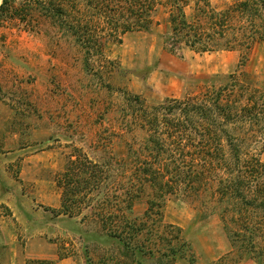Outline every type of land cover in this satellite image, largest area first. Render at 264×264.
<instances>
[{
    "label": "rangeland",
    "instance_id": "1",
    "mask_svg": "<svg viewBox=\"0 0 264 264\" xmlns=\"http://www.w3.org/2000/svg\"><path fill=\"white\" fill-rule=\"evenodd\" d=\"M212 1L222 5L230 0ZM18 18L0 22V264H24L28 258L88 264L87 258L96 262L102 256H119L117 244L87 242L85 250L84 237L99 227L92 207L101 206L97 200L105 189L92 190V181L84 188L80 180L91 178L93 170L81 164H97L103 179L109 173L105 163L125 154L131 140L125 118L137 108L125 98L135 95L131 81L145 77L161 60L164 14L155 15L158 24L149 31L128 32L120 42L106 40L104 58H95L92 70L85 68L74 40L59 32L51 19L37 12L25 23ZM183 51L195 63L184 95L197 94L206 77L217 76L221 83L237 69L235 51ZM240 74L241 80L264 92V43L254 47ZM140 97L147 107L157 105L148 90ZM135 133L140 139L144 132ZM211 200L207 194L166 198L164 224L179 228L191 245L187 257L174 264H226L231 259L232 264H259L247 255L237 259L240 250L232 247L221 209ZM145 209L142 197L133 215L141 216ZM100 240L106 241L103 236ZM256 243L264 246L261 239ZM165 262L156 254L146 263Z\"/></svg>",
    "mask_w": 264,
    "mask_h": 264
},
{
    "label": "trees",
    "instance_id": "2",
    "mask_svg": "<svg viewBox=\"0 0 264 264\" xmlns=\"http://www.w3.org/2000/svg\"><path fill=\"white\" fill-rule=\"evenodd\" d=\"M33 12L74 40L87 70L95 58H104L106 40L120 42L125 33L151 30L161 12L166 25L161 42L168 52L239 55L234 72L221 83L217 76L206 77L195 95L147 107L139 95L127 94V104L137 108L125 118L131 137L125 154L105 163L109 173L103 179L97 164L80 163L93 170L91 178L80 180L84 188L92 181V190L105 189L97 200L101 206L92 205L99 227L84 237L85 250L92 242L117 244L121 251L96 262L87 258L88 264H147L156 254L166 259L163 264L186 258L191 245L179 228L164 224L162 208L168 196L203 194L221 209L231 245L240 250L237 259L247 255L262 264L264 246L256 240L264 241V92L241 80L240 71L254 47L264 43V0L222 5L212 0H2L0 22L17 16L25 23ZM136 129L144 132L140 139ZM142 197L146 209L135 216ZM24 264H57V259L28 258Z\"/></svg>",
    "mask_w": 264,
    "mask_h": 264
},
{
    "label": "crops",
    "instance_id": "3",
    "mask_svg": "<svg viewBox=\"0 0 264 264\" xmlns=\"http://www.w3.org/2000/svg\"><path fill=\"white\" fill-rule=\"evenodd\" d=\"M193 53L198 54L195 52ZM160 59L157 63V67L150 69L151 72L145 77L134 81L137 83L131 81L130 86L131 89L135 87V95L139 96L142 93H147L148 90V92L151 93V98L155 100L154 103L156 104L168 98L183 97L187 79L192 73H195V63L193 60L186 59L184 51H182L180 56H177L164 49L160 54ZM158 91H160V93H158Z\"/></svg>",
    "mask_w": 264,
    "mask_h": 264
}]
</instances>
